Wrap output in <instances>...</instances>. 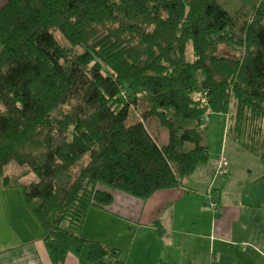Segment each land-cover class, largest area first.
<instances>
[{
	"label": "trees",
	"instance_id": "1",
	"mask_svg": "<svg viewBox=\"0 0 264 264\" xmlns=\"http://www.w3.org/2000/svg\"><path fill=\"white\" fill-rule=\"evenodd\" d=\"M241 1L244 19L220 0L0 3V173L22 186L54 264H129L81 234L88 211L115 190L146 200L182 184L209 159V113L230 115V137L264 163V0ZM12 161L28 167L13 181Z\"/></svg>",
	"mask_w": 264,
	"mask_h": 264
},
{
	"label": "crops",
	"instance_id": "2",
	"mask_svg": "<svg viewBox=\"0 0 264 264\" xmlns=\"http://www.w3.org/2000/svg\"><path fill=\"white\" fill-rule=\"evenodd\" d=\"M164 132L168 139L167 131ZM199 169L178 187L159 190L146 200L115 190L107 208L92 206L93 210L100 209L99 214L106 217V221L113 222L116 216L127 219L129 230L135 227V238L138 229L142 232L156 230L160 238L150 244L151 247L143 236H137L135 242L128 243L126 247L115 244L111 248L105 239H96L88 234L84 226L86 221L81 234L110 249H120L121 258L129 264H154L155 256L158 264L180 263L184 258L181 251L191 255L190 264H264V175L255 183L247 181L235 188L223 184L218 197L221 211L214 213L207 208L206 198L213 183L209 184L208 171ZM198 173L199 178L196 176ZM3 178L0 173V264H54L45 246V231L37 217L32 213L20 215L24 204L27 205L23 190L24 198L21 199L15 190L19 185L5 186ZM257 181L260 186L252 189ZM25 219L42 228L43 236L34 237ZM167 244L176 245V251H172L178 256L176 262L168 256ZM186 244L189 245L187 249L182 247ZM63 264H80V260L70 252Z\"/></svg>",
	"mask_w": 264,
	"mask_h": 264
},
{
	"label": "rangeland",
	"instance_id": "3",
	"mask_svg": "<svg viewBox=\"0 0 264 264\" xmlns=\"http://www.w3.org/2000/svg\"><path fill=\"white\" fill-rule=\"evenodd\" d=\"M4 2V0H0V3ZM220 2L225 6V8H229L234 14H241L242 10V1L241 0H220ZM243 11L245 9L243 8ZM239 19H244L243 15L239 17ZM190 49H192V44H190ZM228 46L227 53H231L232 50ZM132 102L133 111L131 113L130 122H136L142 120L141 117L143 112V107L141 108V104L139 102H134L132 96H130L129 100ZM225 117H227L228 121H226ZM202 131L204 132L205 141L209 144V159L207 162L200 163L197 168L205 169L208 171L206 174L210 183L216 187L217 191L214 198L218 199L220 197V188L225 184L228 187L235 188L236 186L245 185L247 181H251L255 183L256 179L262 175H264V163H262L260 156L251 152L245 145L243 146L242 143L235 141L230 137V130L229 127L232 123V119L230 115L224 113H209L205 115L202 119ZM144 122L147 124L151 134L157 137V140L160 144H165L167 141L166 133L163 130L159 129V122L156 119L146 118ZM223 163L227 165L226 171L223 170ZM206 167V168H205ZM199 169V170H200ZM28 170L27 166H19L16 162L12 161L10 165L5 167L4 174L9 176L10 180L13 181L15 177H18L22 174V172H26ZM200 176V173L198 175ZM36 178L34 173L24 175L22 177L21 183L26 182L29 183ZM192 182V181H191ZM198 183L201 186V182ZM252 183V184H253ZM259 187L260 184L257 181L256 184H253V188ZM10 187H13L10 186ZM211 188V186H210ZM15 190L20 195V198L23 199L22 195V186L19 185L15 187ZM230 195V194H229ZM207 208L212 209L215 213V209H213L210 200V197H207ZM92 207L90 212L87 213L85 228L88 230V234L91 237L99 238L101 240L105 239L107 245L112 248L113 245L117 244L119 246L126 247L128 243L132 241L135 242L137 236L139 238L143 236V239L149 243L148 246L154 244V241L157 238H160L158 234H156V230L147 229L145 231H141L138 229L136 233V238L133 235L135 227L132 230H129L130 224L128 223L127 219L121 218L116 216L113 222L106 221V217H101L100 209H95ZM93 210V211H92ZM221 211V210H220ZM31 211L29 207L24 204L23 209L20 211V215H30ZM33 217V216H32ZM27 221V219H25ZM28 222V221H27ZM35 223V222H34ZM29 228L32 230L33 236H43V230L38 225H32L28 222ZM129 233V234H128ZM143 233V234H141ZM45 236V233H44ZM198 241V240H197ZM175 242L178 243V239H175ZM151 244V245H150ZM165 246L168 253V256L173 258V262H176L178 256L176 253L172 251H176L174 249L176 247L175 244H167ZM183 248L187 249L189 247L188 244L182 246ZM199 247L203 248V245L199 243ZM157 254V253H156ZM180 255L184 256L182 262L180 263H171V264H190V254L186 255L185 251H181ZM124 257V256H123ZM165 261V259H163ZM210 262V261H209ZM152 263L158 264V260L153 257Z\"/></svg>",
	"mask_w": 264,
	"mask_h": 264
},
{
	"label": "built area",
	"instance_id": "4",
	"mask_svg": "<svg viewBox=\"0 0 264 264\" xmlns=\"http://www.w3.org/2000/svg\"><path fill=\"white\" fill-rule=\"evenodd\" d=\"M222 168H223L224 171H226L227 165L225 163H223V167ZM210 198H211L210 203H211L212 207H214V208L217 207L218 206L217 201L214 198H212L211 195H210Z\"/></svg>",
	"mask_w": 264,
	"mask_h": 264
}]
</instances>
